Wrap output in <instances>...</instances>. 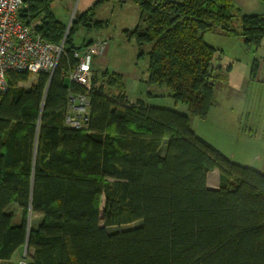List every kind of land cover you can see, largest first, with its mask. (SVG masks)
Instances as JSON below:
<instances>
[{
	"label": "trees",
	"instance_id": "obj_1",
	"mask_svg": "<svg viewBox=\"0 0 264 264\" xmlns=\"http://www.w3.org/2000/svg\"><path fill=\"white\" fill-rule=\"evenodd\" d=\"M129 1L140 20L128 36L151 46L147 84L167 87L175 109L206 119L231 65L216 69L222 51L205 34L241 38L256 52L264 15H244L232 0ZM98 5L74 19L66 39L50 0H26L20 11L27 25L41 21L36 31L47 41L65 44L52 75L39 74L26 90L30 75L10 73L0 99L1 264H17L12 257L26 243L30 264H264V173L196 135L188 115L128 101L122 75L106 71V85L94 75L85 127L66 125L70 92H86L66 83L76 33L108 26L95 19ZM259 70L254 59L251 80ZM215 170L219 188L211 189ZM13 206L23 212L17 225ZM30 213L43 217L34 230Z\"/></svg>",
	"mask_w": 264,
	"mask_h": 264
},
{
	"label": "rangeland",
	"instance_id": "obj_2",
	"mask_svg": "<svg viewBox=\"0 0 264 264\" xmlns=\"http://www.w3.org/2000/svg\"><path fill=\"white\" fill-rule=\"evenodd\" d=\"M99 7L100 5L96 8L97 14L95 9V19L106 21L107 28L99 32L80 29L76 33L75 39L77 46L82 45L84 40L89 41L100 38L106 42L104 54L93 61L92 69L97 77V87L103 84L106 85L108 81L109 77L103 76L104 72L121 74L123 78L122 90L126 93L128 101L131 99L136 102L141 99L150 106L171 109L186 114L190 118L191 129L196 135L202 137L213 146L222 148L224 151L231 153V151L238 150L242 139L239 137L237 128H232V123L228 122L229 113L233 111L236 113L246 105L251 106L253 110L261 107L262 114H264V85H258L256 89H253L252 85L250 86L251 89H249L248 85L253 59L252 50H248L239 38L225 36L222 33L205 34V41L222 51L221 63L223 65L231 63V69L229 72V87H226L227 89H219L221 87L214 89L216 105L210 109L207 118L202 119L189 114L185 105H179L175 109L174 101L170 97L171 91L167 87L147 84L151 46L147 44L140 47L134 37L128 36V32L133 31L139 24V8L132 2H113ZM72 22L69 20L65 21L66 27L71 26ZM259 52H261L260 49L256 53L259 54ZM37 78V75H31L29 82L20 85V87L26 90L29 89L33 83H36ZM66 83L68 84V81ZM219 84L220 82L217 83V86ZM119 92L120 90L116 86L110 91L114 96H118ZM149 95L155 98H149ZM229 96L233 99L229 98ZM167 142L166 140L164 143L167 144ZM262 143L263 140L261 139L259 141L261 145L260 157L264 156V143L263 145ZM100 204L103 206V198L100 199ZM31 219L30 221H32L33 225L38 221V217L35 215ZM42 219L43 217L41 216L38 223H41ZM139 225H141V222L122 227H109L107 231L114 233ZM32 254L33 252L24 246L17 253V264H30Z\"/></svg>",
	"mask_w": 264,
	"mask_h": 264
},
{
	"label": "built area",
	"instance_id": "obj_3",
	"mask_svg": "<svg viewBox=\"0 0 264 264\" xmlns=\"http://www.w3.org/2000/svg\"><path fill=\"white\" fill-rule=\"evenodd\" d=\"M26 0H0V99L8 92L10 73L52 75L64 51L65 39L60 45L47 41L36 29L41 21L25 24L19 17ZM106 42L102 39L86 47L74 49L75 66L67 76L68 83H76L85 93L70 92L65 123L73 129H82L88 120L89 92L93 88L95 58L104 54Z\"/></svg>",
	"mask_w": 264,
	"mask_h": 264
},
{
	"label": "crops",
	"instance_id": "obj_4",
	"mask_svg": "<svg viewBox=\"0 0 264 264\" xmlns=\"http://www.w3.org/2000/svg\"><path fill=\"white\" fill-rule=\"evenodd\" d=\"M170 1H182V0H170ZM232 1L241 10V12L244 15H264V3L261 0H232ZM50 2L54 16L60 22L65 24V21L69 20L72 22L76 17L92 9L94 5L97 3L100 5V7H102L105 4H110L113 2L125 3L130 1L129 0H50ZM96 14H97V9H96ZM97 20L103 21L102 19H97ZM259 49L261 52H259L258 54L256 52L259 51ZM257 51L252 52L253 53L252 62L254 59H258L260 61V70L257 79L254 81L250 79V72H249V77H248L249 89H251L250 88L251 85L253 86V89H256L258 85L261 86L264 85V73H263L264 40ZM221 65L223 67H227L228 65H231V63L225 65L221 63ZM229 83H230V79L227 83L220 82L219 86H217L216 83L215 89L218 87H221L219 89L229 87L230 85ZM229 98L233 99L231 96H229ZM130 102H134V100L130 99ZM215 105L216 103H214V106ZM228 122H230V124L232 123L231 125L232 128L235 127L237 128L239 137L240 139H242L241 140L242 142H240L239 145V149L231 151L230 153L228 151H224L222 148L216 147L215 145L214 146L222 153H224L231 161L244 166L254 168L264 173V156L260 157L259 155V151H261V145L259 144V141H261L262 139L264 143V114H262L261 107L257 110H253L251 106L245 105L242 109H239L238 112L235 113L233 111L229 113ZM233 124L235 125L233 126ZM211 178L212 180L210 181ZM207 186L211 189L219 188V172L217 170L213 171L208 175ZM12 208H13L12 214L14 217L13 222L14 225H17L21 222L23 212L17 206H13ZM34 215L38 217V221L34 225L31 223L32 221H30L29 224L30 230L36 229L40 224L38 222L42 215L30 213L29 214L30 220H32L31 218ZM20 249H18V251H16V253L12 257V261L14 263H17V253L20 251Z\"/></svg>",
	"mask_w": 264,
	"mask_h": 264
},
{
	"label": "water",
	"instance_id": "obj_5",
	"mask_svg": "<svg viewBox=\"0 0 264 264\" xmlns=\"http://www.w3.org/2000/svg\"><path fill=\"white\" fill-rule=\"evenodd\" d=\"M221 60H222V56H219L218 61H217V63H216V69L220 66V64H221ZM27 244H28V243H26V247H27Z\"/></svg>",
	"mask_w": 264,
	"mask_h": 264
}]
</instances>
